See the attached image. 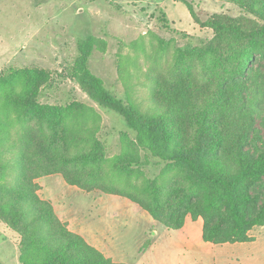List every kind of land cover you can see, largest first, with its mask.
<instances>
[{"label": "trees", "instance_id": "obj_1", "mask_svg": "<svg viewBox=\"0 0 264 264\" xmlns=\"http://www.w3.org/2000/svg\"><path fill=\"white\" fill-rule=\"evenodd\" d=\"M182 1L194 21L212 31L200 42L205 68L201 74L186 71L153 79L157 112L118 99L90 71L92 35L78 41L67 74L92 102L120 115L134 132V148L142 155H128L114 165L126 179L153 161L163 165V175L178 167L183 175L165 187L151 179L141 190L128 184L102 188L95 182L100 168L91 166L104 160V143L70 151L51 120L47 134L16 133L7 130L5 114L0 121V221L20 238V264H125L71 232L52 203L38 197L34 181L51 175L84 191L99 187L128 199L169 230H180L187 217L200 218L202 240L213 245L252 242L249 232L264 226V75L252 77L254 64L264 63V0H225L239 14H213L204 21ZM157 21L176 34L165 13ZM7 83L0 86V108L15 106L30 114L37 87L47 82L27 73L20 89ZM149 245L146 241L143 250Z\"/></svg>", "mask_w": 264, "mask_h": 264}, {"label": "rangeland", "instance_id": "obj_2", "mask_svg": "<svg viewBox=\"0 0 264 264\" xmlns=\"http://www.w3.org/2000/svg\"><path fill=\"white\" fill-rule=\"evenodd\" d=\"M184 1L202 21L213 14H239V9L225 0ZM160 12L166 14L176 34L161 28L157 21ZM88 35L96 40L89 68L103 80L106 89L140 111L157 112L152 81L161 75L174 77L179 72L203 73L205 52L200 42L209 39L212 31L194 21L182 0H0V86H8L10 80L20 89L27 73L44 76L47 82L37 87V101L30 114L15 106L1 107L0 121L4 122L6 114L9 132L28 134L39 130L47 134V122L51 120L70 151L104 143V160L91 166H99L95 182L102 188L105 184L118 188L128 184L141 190L151 179H156L160 187L179 180L183 175L179 167L163 175V165H154L155 161L132 173L129 179L114 166L128 155L142 153L134 148V132L124 119L96 105L68 77L67 70L77 56V43ZM263 75L264 63H255L252 77ZM11 139L16 138L12 135ZM39 179L34 181L39 187L37 195L46 200ZM95 182L88 185L95 186ZM92 188H77L75 204L83 217L91 215L97 221L96 215L101 213L97 202L107 194L99 187ZM143 212L144 217L132 211L126 217L128 226L123 234L128 251L140 247L137 242L143 230L147 231L145 242H150L156 237L155 228H160ZM147 218L157 224L150 227ZM19 241V236L0 221L2 264H20Z\"/></svg>", "mask_w": 264, "mask_h": 264}, {"label": "crops", "instance_id": "obj_3", "mask_svg": "<svg viewBox=\"0 0 264 264\" xmlns=\"http://www.w3.org/2000/svg\"><path fill=\"white\" fill-rule=\"evenodd\" d=\"M38 183L41 192L46 195L44 199L51 201L56 215L67 224L68 229L115 263L264 264V226L249 232L254 238L252 242L213 245L202 240V220L193 221L187 217L180 230H169L158 224L160 228H155L153 233L156 237L150 240L145 250L142 247L147 231L143 230L137 242L140 247L128 251L123 234L128 226L126 217L129 211L144 217V212H139L141 209L125 198L105 195L97 202L101 213L96 215V221L91 215L83 217L75 204L79 190L67 185L60 175L40 178ZM147 219L151 227L155 222Z\"/></svg>", "mask_w": 264, "mask_h": 264}]
</instances>
